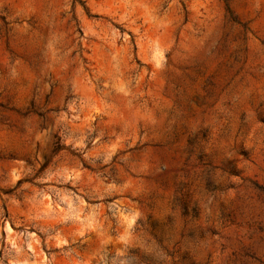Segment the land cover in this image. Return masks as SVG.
Instances as JSON below:
<instances>
[{"label":"rangeland","instance_id":"rangeland-1","mask_svg":"<svg viewBox=\"0 0 264 264\" xmlns=\"http://www.w3.org/2000/svg\"><path fill=\"white\" fill-rule=\"evenodd\" d=\"M0 264H264V0H0Z\"/></svg>","mask_w":264,"mask_h":264},{"label":"trees","instance_id":"trees-1","mask_svg":"<svg viewBox=\"0 0 264 264\" xmlns=\"http://www.w3.org/2000/svg\"><path fill=\"white\" fill-rule=\"evenodd\" d=\"M56 149H58V148H56Z\"/></svg>","mask_w":264,"mask_h":264}]
</instances>
